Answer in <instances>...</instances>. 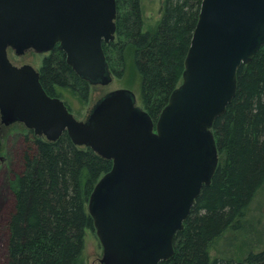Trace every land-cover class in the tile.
I'll return each mask as SVG.
<instances>
[{
	"label": "water",
	"instance_id": "obj_1",
	"mask_svg": "<svg viewBox=\"0 0 264 264\" xmlns=\"http://www.w3.org/2000/svg\"><path fill=\"white\" fill-rule=\"evenodd\" d=\"M115 20V0H0V123L50 142L66 132L111 161L87 202L99 262L160 264L174 255V236L217 168L211 128L235 96L238 68L264 46V0H201L181 83L155 123L124 89L77 120L46 94L38 70L8 57L58 45L78 77L106 86L103 45L114 41Z\"/></svg>",
	"mask_w": 264,
	"mask_h": 264
},
{
	"label": "trees",
	"instance_id": "obj_2",
	"mask_svg": "<svg viewBox=\"0 0 264 264\" xmlns=\"http://www.w3.org/2000/svg\"><path fill=\"white\" fill-rule=\"evenodd\" d=\"M116 1L115 40L103 45L112 76H123L126 60L140 75L142 109L155 123L182 79L184 59L201 0H163L155 28L143 30L141 0ZM39 81L71 113L69 93L88 102L90 85L66 63L56 45L41 61ZM218 164L209 186L195 199L183 229L173 239L174 255L160 264H218L212 243L238 225L264 186V46L236 72V93L211 128ZM21 169L9 181L5 264H76L86 228V205L112 163L73 144L66 132L55 142L26 129ZM233 228V229H234ZM241 264H264V247Z\"/></svg>",
	"mask_w": 264,
	"mask_h": 264
},
{
	"label": "rangeland",
	"instance_id": "obj_3",
	"mask_svg": "<svg viewBox=\"0 0 264 264\" xmlns=\"http://www.w3.org/2000/svg\"><path fill=\"white\" fill-rule=\"evenodd\" d=\"M162 3L163 0H141L144 31L155 28L160 20ZM47 54L28 51L23 56H16L12 50L8 51V57L14 65L29 64L36 70L40 68L41 61ZM140 82V75L136 72L131 60L128 59L121 78L112 76V81L106 86L90 85L86 104H81L76 97L69 93H66L65 98L70 103L71 114L77 120H84L89 109L97 100L106 93L117 89L132 92L135 105L142 108ZM25 134L26 128L23 124L16 123L0 127V264L6 262L7 222L14 204L8 183L21 169ZM237 222L236 228H230L212 243L210 256L218 264H241L249 253H256L264 247V186L256 192L245 215ZM101 256L102 247L94 228H86L83 250L76 264H100Z\"/></svg>",
	"mask_w": 264,
	"mask_h": 264
},
{
	"label": "flooded vegetation",
	"instance_id": "obj_4",
	"mask_svg": "<svg viewBox=\"0 0 264 264\" xmlns=\"http://www.w3.org/2000/svg\"><path fill=\"white\" fill-rule=\"evenodd\" d=\"M5 125H2L1 123H0V127H4Z\"/></svg>",
	"mask_w": 264,
	"mask_h": 264
}]
</instances>
